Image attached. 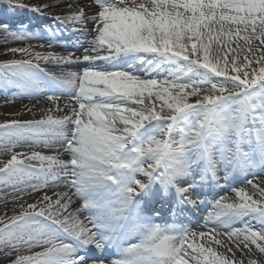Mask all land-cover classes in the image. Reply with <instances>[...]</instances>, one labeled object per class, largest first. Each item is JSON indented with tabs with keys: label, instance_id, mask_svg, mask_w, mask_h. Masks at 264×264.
I'll use <instances>...</instances> for the list:
<instances>
[{
	"label": "snow or ice",
	"instance_id": "6c2138e0",
	"mask_svg": "<svg viewBox=\"0 0 264 264\" xmlns=\"http://www.w3.org/2000/svg\"><path fill=\"white\" fill-rule=\"evenodd\" d=\"M0 2L29 7L20 0ZM93 4L91 16L84 7L53 16L62 25L81 26L74 31L92 21L82 56L29 45L5 49L27 58L0 62V89L30 99L47 95L55 106L40 119L0 123V150L10 154L0 160V191L11 187L18 201L29 189L66 188L53 193L55 199L45 193L19 204L18 213L0 215L2 264H108L89 253L110 248L118 253L111 264H245L236 252L247 256L252 245L264 254V177L255 183V173L246 180L251 194L239 187L235 200L214 196L202 225L206 231L154 223L145 214L157 197L174 202L177 213L190 212L203 188L212 195L233 170L247 175L258 167L264 173V0ZM0 28L14 41L34 38L7 24ZM49 61L86 64L57 75L41 67ZM134 62L164 78L113 67L132 68ZM57 91L70 103L61 107ZM24 146L56 151H16ZM76 200L82 203L74 207ZM83 212L88 215L81 219ZM236 222L242 226L232 227ZM247 264H264V257Z\"/></svg>",
	"mask_w": 264,
	"mask_h": 264
},
{
	"label": "bare ground",
	"instance_id": "6f19581e",
	"mask_svg": "<svg viewBox=\"0 0 264 264\" xmlns=\"http://www.w3.org/2000/svg\"><path fill=\"white\" fill-rule=\"evenodd\" d=\"M21 3L28 5L29 7H25V8H19V7H9L7 3L5 2H0V6L2 5H6V10H1V14L0 15V20L2 18H4V15L7 14L9 15L10 18H15V21H11L9 23H11L12 25H14L15 23H19L22 24V22L24 20H29L31 19L30 17H25L24 15H32L34 14L33 11H31V7L32 6H42L44 4H50V5H57V1L55 2L54 0H20ZM73 7V6H72ZM72 7H66V8H61L60 10H55L52 9L51 13H53L54 15H68L67 11H70V9ZM85 8V11L89 14V16H91L93 13H95L96 11V7L93 4V0H91L90 2L85 3L83 6ZM75 8V7H73ZM36 13V12H35ZM17 18V19H16ZM89 22L92 23L91 20H89ZM20 27H24L26 25H19ZM39 37L34 36V40H38ZM30 39L28 41H14L12 40V38L8 35L5 34L3 31H0V62L4 61V60H10L13 59L14 57L21 59V58H27L25 56H22L21 54H12V53H7L5 54V49L7 47H27L29 45L32 46L34 51H39L42 53H47V52H54L57 55H67L70 52H67L66 50H60L61 48L65 47V44L63 41H65L66 39H60V41H62L61 43H54V42H50V41H43L40 43V45H43L44 47H40L39 44L37 43H29V41L33 40ZM5 40H7V43H5ZM71 41L70 39L68 40ZM21 43V44H20ZM51 44L52 47H48V45ZM69 46V45H66ZM87 47V43L79 48H75L76 53L75 52H71L74 53L75 56H82L83 55V48ZM86 62H77V63H72V64H56L55 62L49 61L47 63L41 62V67L46 68L49 72H55L57 75H59L62 72H66L69 71L71 69V67L78 65V66H85ZM98 65H103V66H107L106 62L103 61H98L97 62ZM125 63H117L115 64L113 67L115 69H119V70H127L126 66L125 67ZM143 69V73L142 75H139V69ZM147 69V64L144 65H140L138 62H134V66L132 68H129L128 70H131L133 72H135L136 75H139L141 78H146L151 76V78H159L160 76H157L159 74H161L164 77L163 73H148L146 71ZM57 95L60 96L59 100L57 101V103L63 107L65 104L70 103L69 101V97L67 95H61L59 91H57ZM54 104L53 102L49 101L47 99V95H42L40 96L38 99L37 98H28L26 96H21V95H17V96H6L3 94H0V111H7L9 113L11 112H18L21 110H25V113L29 114V118L27 116L28 119H22V120H31V119H40L42 118V116L47 112V109L49 108H53L54 109ZM28 109H31V111H28ZM22 112V111H21ZM19 113V112H18ZM54 115H62L63 113H58V112H53ZM22 115V114H21ZM34 116V117H32ZM31 117V118H30ZM26 147V146H25ZM36 149V151H38V149L40 150H44V149H49V148H45L43 146H33L32 151ZM21 151V150H19ZM55 154V152H54ZM10 154L3 152L2 150H0V157H4V156H9ZM62 159H66V155H62L61 156ZM253 173H255L256 175H264V173H261L259 171V168H253L248 174L247 176H252ZM245 178L240 179L239 183H246L245 182ZM239 188V187H236ZM47 189V188H46ZM46 189H43L41 192H31V190L29 189L28 191L31 192L30 194H25L24 199L18 200L16 201L14 204H1L0 205V215H3L4 213H7L8 216H11L15 213H18L21 209L18 207L19 204H24L25 206L28 203H34V200L37 199V197L40 194H44V192L46 191ZM50 190H57L58 192H63V189H65L64 185L61 183L58 186H54V187H49ZM232 189V188H230ZM234 190V189H233ZM249 191V190H248ZM6 196H10L13 197L14 195H19V193H14L13 190L12 191H8L6 192ZM42 198V197H41ZM75 200V198H74ZM79 201L76 200L74 207L78 206ZM13 213V214H12ZM84 213V212H83ZM80 218L82 219V213L80 214ZM197 231L200 230H204L201 228H196ZM216 247V246H215ZM38 250V249H37ZM217 251H224V249L222 248H217ZM229 256H231V254H229ZM0 260H3L2 257H0Z\"/></svg>",
	"mask_w": 264,
	"mask_h": 264
},
{
	"label": "rangeland",
	"instance_id": "374dc122",
	"mask_svg": "<svg viewBox=\"0 0 264 264\" xmlns=\"http://www.w3.org/2000/svg\"><path fill=\"white\" fill-rule=\"evenodd\" d=\"M55 2L57 1L58 3H57V5H55V7H51V8H49V9H47V10H45L44 12H42L43 14V16H36V17H38L39 19H43V20H50V19H53L52 18V16L54 15L53 13H51V10L52 9H55L56 11L57 10H60L61 8H66V7H75V8H71L70 9V11H67V14H70V13H72V12H74V11H76L78 8H80L81 6H83L85 3H87V2H90L91 0H54ZM6 10V5H2V6H0V11L1 10ZM0 15L2 16V14H1V12H0ZM26 16V15H25ZM11 19H14V18H10L9 17V15H7V14H5L4 15V18H2L1 20H0V25H4V23L6 24V22L7 21H10ZM54 20V19H53ZM47 26V25H46ZM93 25L90 23V22H88V24H87V27L86 28H83L82 30H80V31H74L73 29L74 28H79V27H81V26H79V25H73V24H71V23H68L67 25H66V29H64V28H62V27H59V26H57L58 28H57V30H63V32L61 33L63 36H67V35H71V36H76L77 37V39L79 40V42L81 43H84L85 42V37L89 34V33H92L93 31H94V29H93V27H92ZM54 27H56V26H54ZM69 28V29H68ZM41 29H43V28H41ZM0 31H3V29L2 28H0ZM25 31H27V30H25ZM43 31V32H42ZM4 32V31H3ZM32 34H42L44 37H46V36H51L52 38H54V39H56V37H55V35H54V33H58V34H60V32L59 31H56L55 29H53L52 27H49V28H45L44 27V29L43 30H41V31H38V30H36V29H31V31H30ZM81 32V33H80ZM79 34L80 36H81V38H79V35H75V34ZM61 35V36H62ZM60 36V37H61ZM91 38H92V36H89V39L91 40ZM29 43H32V41H29ZM33 43H36L35 41H33ZM240 43L241 44H243V41H240ZM258 43V42H257ZM21 44V43H20ZM15 59H18V58H16V57H14ZM71 69H72V71H80V69H79V67L78 66H73V67H71ZM219 79H222V78H217V80H219ZM8 90H10V89H8ZM8 90H7V92H8ZM14 92H15V90H12V91H10V94H14ZM192 100H194L195 98H191ZM191 102V101H190ZM133 106H135V105H133ZM22 111V112H21ZM21 111H18V112H11V113H9V112H7V111H0V123H2V122H4V121H6V120H12V119H28L29 118V114L27 113H25V110H21ZM22 114V115H21ZM27 116H28V118H27ZM32 117H34V116H32ZM31 118V117H30ZM35 118V117H34ZM32 149H33V147L31 146V147H29V146H26V147H22V148H18V149H16V151H19V150H21V151H24V152H31L32 151ZM33 151H36V149H34ZM38 151H40V149H38ZM56 150L55 149H44V150H41L40 152H42L43 154H46V155H51V154H54V152H55ZM66 155V159H68L69 157L67 156V154H65ZM8 158H10V155L9 156H4V157H0V160H6V159H8ZM258 178H257V180H255L254 182L255 183H261V179H260V177H264V176H257ZM261 186L262 187H264V183H261ZM241 187H246L247 188V190H249V193L251 194L252 193V188H251V186H249V185H247V184H245V185H243V186H241ZM66 189V188H65ZM8 191H12V188L11 187H7V188H4L2 191H0V205L1 204H5V205H7V204H14L16 201H13V197H10V196H6V192H8ZM63 191H65L64 189H63ZM58 191L57 190H55V189H53V190H50L49 188H47L46 189V191L44 192V194L46 193L47 195H49V196H52V198L53 199H55L56 197L53 195V193H57ZM29 193H31V192H29ZM44 194H40L38 197H37V199L36 200H34V202H36V201H38L39 199H41V197L44 195ZM223 196H226V197H228L229 198V200H235L236 199V196H235V192L234 191H232V192H229V193H227V194H224ZM24 195H23V198L22 199H24ZM254 198H257V197H254ZM79 203H81V202H79ZM79 206V205H78ZM16 212V211H15ZM13 214V213H12ZM203 225V224H202ZM199 228H201V229H204L205 231L207 230V229H205V228H203L202 226L201 227H199ZM213 247H215V245H213ZM251 247V253H249V255H247V256H242V254L239 252V251H237L236 252V259L237 260H239V259H243L244 261H245V264H247V260L249 259V258H252V259H260V258H262V257H264V254H260L259 252H258V250H256V248H255V246L254 245H252V246H250ZM248 250H245V252H247ZM0 264H2V260H0Z\"/></svg>",
	"mask_w": 264,
	"mask_h": 264
}]
</instances>
